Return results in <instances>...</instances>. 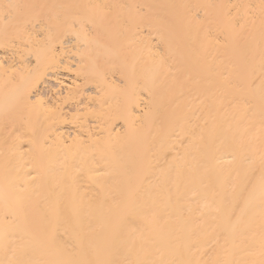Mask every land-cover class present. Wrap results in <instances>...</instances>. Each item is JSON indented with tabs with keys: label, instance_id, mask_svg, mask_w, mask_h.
<instances>
[{
	"label": "bare ground",
	"instance_id": "obj_1",
	"mask_svg": "<svg viewBox=\"0 0 264 264\" xmlns=\"http://www.w3.org/2000/svg\"><path fill=\"white\" fill-rule=\"evenodd\" d=\"M0 264H264V0H0Z\"/></svg>",
	"mask_w": 264,
	"mask_h": 264
}]
</instances>
